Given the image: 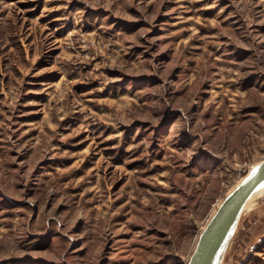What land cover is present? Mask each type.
<instances>
[{
    "label": "rangeland",
    "instance_id": "rangeland-1",
    "mask_svg": "<svg viewBox=\"0 0 264 264\" xmlns=\"http://www.w3.org/2000/svg\"><path fill=\"white\" fill-rule=\"evenodd\" d=\"M263 159L264 0H0V264H187Z\"/></svg>",
    "mask_w": 264,
    "mask_h": 264
},
{
    "label": "water",
    "instance_id": "water-1",
    "mask_svg": "<svg viewBox=\"0 0 264 264\" xmlns=\"http://www.w3.org/2000/svg\"><path fill=\"white\" fill-rule=\"evenodd\" d=\"M264 193V159L227 195L199 235L187 264H222L228 242L249 201Z\"/></svg>",
    "mask_w": 264,
    "mask_h": 264
},
{
    "label": "built area",
    "instance_id": "built-area-1",
    "mask_svg": "<svg viewBox=\"0 0 264 264\" xmlns=\"http://www.w3.org/2000/svg\"><path fill=\"white\" fill-rule=\"evenodd\" d=\"M217 205H219V202H216L213 207ZM262 250H264V233L248 248L246 257L238 264H253L256 257L260 252H262Z\"/></svg>",
    "mask_w": 264,
    "mask_h": 264
},
{
    "label": "bare ground",
    "instance_id": "bare-ground-1",
    "mask_svg": "<svg viewBox=\"0 0 264 264\" xmlns=\"http://www.w3.org/2000/svg\"><path fill=\"white\" fill-rule=\"evenodd\" d=\"M221 203H222V202H221ZM214 214H215V213H214ZM212 217H213V216H212ZM212 217H211V218H212ZM208 222H209V221H208ZM202 231H203V230H202Z\"/></svg>",
    "mask_w": 264,
    "mask_h": 264
}]
</instances>
